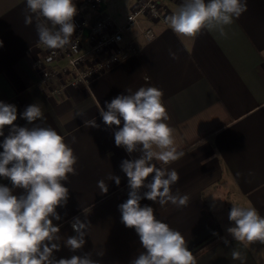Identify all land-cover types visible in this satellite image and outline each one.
I'll return each instance as SVG.
<instances>
[{
    "label": "crops",
    "instance_id": "0c3cea01",
    "mask_svg": "<svg viewBox=\"0 0 264 264\" xmlns=\"http://www.w3.org/2000/svg\"><path fill=\"white\" fill-rule=\"evenodd\" d=\"M73 2L78 7L84 0ZM162 2L164 20L141 19L139 28L131 31L130 38L139 44L135 55L91 78L86 86L50 95L31 66L44 48L38 42L35 17L25 24L26 0H0V102L16 106L14 123L29 128L34 125L21 114L39 103L43 117L34 123L56 130L78 157V174L62 181L69 196L57 207L60 220L53 219V224L64 238L75 235L71 223L76 217L91 227L83 249L72 251L61 243L53 255L60 259L90 253L97 264H130L145 251L119 211L130 192L121 163L142 153L130 154L116 146L114 133L119 129L107 126L100 110L106 111V103L127 95L128 89L156 87L163 92L174 146L184 155L167 165L152 163L178 172L172 192L186 194L189 201L177 207L142 199L141 207H152L157 219L181 232L196 264H241L232 258V249L246 257L243 264H264L259 252L264 242L236 241L227 231L234 226L229 220L233 205L253 207L264 217V0H247V11L226 27L227 38L207 30L195 36L175 33L165 19L181 4ZM134 4L135 0H104L99 10L122 23ZM148 29L154 37L145 41L141 31ZM93 118L98 127H86L85 121ZM9 130L3 129L0 144ZM111 175L120 178L118 186ZM101 179L108 185L107 193L97 186ZM151 180L149 176L145 184ZM0 184L12 187L7 178L0 177ZM146 191L141 188L140 195Z\"/></svg>",
    "mask_w": 264,
    "mask_h": 264
},
{
    "label": "clouds",
    "instance_id": "9594fccd",
    "mask_svg": "<svg viewBox=\"0 0 264 264\" xmlns=\"http://www.w3.org/2000/svg\"><path fill=\"white\" fill-rule=\"evenodd\" d=\"M26 7L29 14L25 24H32L35 17L40 44L49 49L71 44L77 14L73 0H26ZM246 11L247 0H183L165 23L184 36L207 30L227 38L226 27ZM170 55L177 58L175 53ZM126 91L127 95H118L106 103L107 110L101 109L100 115L107 126L119 129L114 133L117 147L123 146L130 154L137 150L142 153L138 159L122 161L120 166L130 188L128 199L119 205L121 219L126 227L135 229L145 250L130 264H196L181 232L157 219L152 207L140 204L147 199L161 206L170 202L182 207L189 201L186 194L172 192L179 180L178 172L152 163L157 160L167 165L184 155L174 146V129L166 123L169 117L163 92L156 87ZM42 117L39 103L29 105L21 118L34 126L19 127L14 123L16 106L0 102V136H4L6 126L10 129L0 144V177L12 184L11 188L0 184V264H97L90 253L60 259L53 255L60 251L61 243L72 251L83 249L91 224L74 218L71 226L75 235L67 238L61 237L60 228L53 224V219L60 220L57 207L66 204L69 196L62 181L69 174H78V157L56 130L34 123ZM85 126L98 127L94 118L86 120ZM154 146L159 150H153ZM149 176L152 180L145 184ZM109 179L120 184L118 176L111 175ZM97 186L107 193L108 185L103 179L97 181ZM145 187L148 191L141 196L140 189ZM229 220L234 226L227 231L236 241L264 242V217L255 208L233 205ZM231 256L241 264L246 259L237 249H232Z\"/></svg>",
    "mask_w": 264,
    "mask_h": 264
},
{
    "label": "built area",
    "instance_id": "2783aa9c",
    "mask_svg": "<svg viewBox=\"0 0 264 264\" xmlns=\"http://www.w3.org/2000/svg\"><path fill=\"white\" fill-rule=\"evenodd\" d=\"M103 3L104 0H84L76 7L71 44L63 49L43 46L42 55L32 61L33 70L50 95H63L69 87L86 86L91 78L135 55L139 44L130 38V33L139 28L141 19L164 20L162 0H135L122 23L106 10H99ZM141 35L145 41L154 37L150 29L141 31Z\"/></svg>",
    "mask_w": 264,
    "mask_h": 264
},
{
    "label": "rangeland",
    "instance_id": "374dc122",
    "mask_svg": "<svg viewBox=\"0 0 264 264\" xmlns=\"http://www.w3.org/2000/svg\"><path fill=\"white\" fill-rule=\"evenodd\" d=\"M261 251H259L260 252V254H264V245L261 247V249H260Z\"/></svg>",
    "mask_w": 264,
    "mask_h": 264
}]
</instances>
